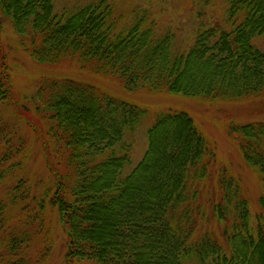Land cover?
Returning a JSON list of instances; mask_svg holds the SVG:
<instances>
[{"label":"trees","instance_id":"1","mask_svg":"<svg viewBox=\"0 0 264 264\" xmlns=\"http://www.w3.org/2000/svg\"><path fill=\"white\" fill-rule=\"evenodd\" d=\"M223 9L181 47L147 8L117 15L110 1L92 0L58 13L55 0H0L38 62H75L127 89L211 102L262 96L264 51L254 39L264 34V0H224ZM12 101L0 52V105ZM32 101L22 105L30 118L19 117L42 145L51 182L33 191L22 174L27 139L0 115V184L9 182L0 192V264H47L49 245L38 258L31 250L34 237L49 244L53 211L70 233L64 264H264V195L254 223L239 181L187 112L155 114L142 159L124 174L127 137L147 108L73 79H43ZM228 136L264 178V121L231 125Z\"/></svg>","mask_w":264,"mask_h":264},{"label":"rangeland","instance_id":"2","mask_svg":"<svg viewBox=\"0 0 264 264\" xmlns=\"http://www.w3.org/2000/svg\"><path fill=\"white\" fill-rule=\"evenodd\" d=\"M91 1L55 0V11L64 13L75 10ZM108 1L115 7L117 15H123L138 8L151 10L156 15L161 29L168 27L177 34L178 46L181 47L191 42L201 19L204 23L214 24L224 17V0ZM200 11L204 13L202 16H199ZM254 41L264 51V34L256 35ZM28 44L16 32L11 21L0 14V52L7 56L9 62L13 93L12 102L0 105V115L8 126L18 128V133L23 134L24 139H27L30 154L22 174L31 178L33 191L36 194L43 193L45 187L51 182L50 173L41 143L31 127L25 126L24 119L19 117L21 115L29 117L22 105H26V109H29L43 79L86 80L110 96L147 108L150 112L148 120L140 124L135 134L127 137V142L132 146V153L131 163L124 168V174L131 172L142 159L148 145L147 130L155 114L164 110L187 112L200 131L216 144L220 164L227 167L230 174L239 181L241 190L248 199L251 219L255 223L256 215L262 210L260 198L264 195V178L247 164L238 147L228 136V128L231 125L264 121V95L240 101L211 102L181 93L127 89L115 79L92 73L75 62H66L61 65L38 62L28 50ZM8 186L9 182L0 184V192L5 191ZM47 224L49 244L45 245L37 239L38 237H34L33 245L35 246L31 254L38 258L49 245L51 249L48 250L46 257L42 256V260L48 259L47 264H64L69 234L62 229L55 211L49 214Z\"/></svg>","mask_w":264,"mask_h":264},{"label":"water","instance_id":"3","mask_svg":"<svg viewBox=\"0 0 264 264\" xmlns=\"http://www.w3.org/2000/svg\"><path fill=\"white\" fill-rule=\"evenodd\" d=\"M69 235H70V233H69Z\"/></svg>","mask_w":264,"mask_h":264}]
</instances>
